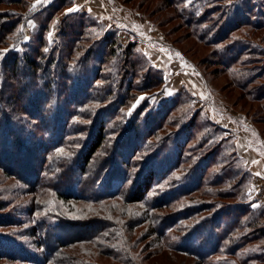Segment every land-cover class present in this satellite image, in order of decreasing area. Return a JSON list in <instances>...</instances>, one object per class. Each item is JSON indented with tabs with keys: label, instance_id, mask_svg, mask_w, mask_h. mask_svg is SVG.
Returning <instances> with one entry per match:
<instances>
[{
	"label": "trees",
	"instance_id": "trees-1",
	"mask_svg": "<svg viewBox=\"0 0 264 264\" xmlns=\"http://www.w3.org/2000/svg\"><path fill=\"white\" fill-rule=\"evenodd\" d=\"M36 1L0 0V169L23 184L10 191L29 195L22 234L34 239L29 247L0 233V259L142 264L130 231L147 224L166 248L201 264L264 263V210L234 209L247 201V168L211 120L216 130L198 136L201 111L187 117L181 108L188 89L146 112L139 94L166 80L148 55L95 17L69 12L74 0ZM160 2L193 39L185 50L173 45L208 97L207 74L192 58L198 44L240 91L235 101L256 103L264 122V0ZM222 199L234 205L226 220ZM14 215L0 212V227L20 222Z\"/></svg>",
	"mask_w": 264,
	"mask_h": 264
},
{
	"label": "rangeland",
	"instance_id": "rangeland-1",
	"mask_svg": "<svg viewBox=\"0 0 264 264\" xmlns=\"http://www.w3.org/2000/svg\"><path fill=\"white\" fill-rule=\"evenodd\" d=\"M42 1L44 0H39V2ZM39 2L36 1V4ZM159 5L161 6L160 0H74L73 6L71 7L79 12L87 13L95 17L106 28L116 29L122 45L133 41L138 48L143 50L144 47L146 50H150L158 58L157 65L154 63L158 68L165 67L166 59L176 63L177 67L186 58L183 57L180 50L173 44L185 50L190 46L193 39H183L184 29L177 26L176 19L170 18V11L168 9H159ZM63 14L64 12L60 13V15ZM27 24L29 25L27 27L28 33L33 26V22L29 20ZM55 33L56 27L52 26L49 32L51 35L48 34L50 41L54 39ZM139 35L144 39L139 37ZM145 39L148 40L145 41ZM209 49H204L198 44L195 52L193 51L192 58L195 62L200 63L201 69L206 72L212 94L205 99L201 77L197 73L200 77V83L198 82L199 84H196L190 80L194 89L188 88V91H185L184 98L187 103L181 105V108L187 109L186 114H188L185 115L187 117L191 116L195 109L201 111L199 114L200 120L196 124L203 122L204 125L196 128L198 133L195 132V134L197 133L198 136L201 137L206 131L216 130L212 125H216L220 130L222 129L218 131L217 138L223 137L227 139L225 146L227 145L231 150L235 151L238 156V162L240 161L243 167L247 168L248 177L243 184L244 188H246L247 201H245V204H240V207L234 208L231 201L224 199L220 200L217 204V209H222L220 210V217L226 220V217H229L234 209L236 211H241V209L251 210V208L256 211L264 210V122L260 121V116L256 113V103L235 101L240 91L232 87L230 83H226V76L222 73L221 69L216 68L206 58L208 57L207 53ZM93 60L95 61L94 57ZM189 65L193 68L191 63ZM189 65L188 67L191 69ZM161 70L163 71V69ZM163 74L165 76L166 72ZM168 77L170 78V72ZM80 85L81 83L78 86ZM165 89L164 82L152 94L149 92H141L139 94V97L143 98L142 100H147L146 104L148 106L145 110L146 112L153 111L160 106L166 96ZM194 90L198 92V96L193 94L195 92ZM78 93L80 94L79 91ZM139 97L134 106L140 102ZM186 119L182 118L181 120L183 122ZM210 120L212 125L209 122ZM194 140L196 141L194 138L189 144H192ZM172 151L175 150L173 149ZM159 163V161L156 163V169ZM14 183L16 186L23 185L15 177H7L4 171L0 169V189L8 190L7 193L0 194V202L4 203L0 212L6 214L12 211L15 215L9 219H20V222L17 221V223L11 222L10 225H1L0 233L8 237L15 236L23 245L30 247L34 245V239L31 236L22 234L24 229L29 226V217L24 213V207L21 204V201L28 198L29 195L18 196L14 191H10ZM11 197L13 200H11ZM131 205L138 210L143 209L139 204L132 203ZM215 209L216 207L211 212ZM229 209L230 212H228ZM250 214L249 212L243 213L241 216L246 217ZM262 217L264 220V215ZM51 220L53 221V219ZM146 226L147 224H142L130 231L137 253H139L140 257H144V260L141 261L142 264H201L197 258L186 254L183 250L166 248L162 242L157 241L154 234ZM50 227H53V225H50ZM203 234L207 235V229L204 230ZM258 243L264 244V239ZM81 246L79 245V248L77 247L73 252L81 254ZM34 251L38 253V249ZM0 264L26 263L0 259ZM253 264H258V262H254Z\"/></svg>",
	"mask_w": 264,
	"mask_h": 264
},
{
	"label": "crops",
	"instance_id": "crops-1",
	"mask_svg": "<svg viewBox=\"0 0 264 264\" xmlns=\"http://www.w3.org/2000/svg\"><path fill=\"white\" fill-rule=\"evenodd\" d=\"M143 51L148 55V57L153 61V63H155L157 65L158 63V58L157 56L154 54V53H151L150 50H146L144 47H143ZM189 61L186 59L184 62H181L180 63V66L177 65L176 67V63H174L173 61L171 60H168L166 59L165 60V64H164V68H161L163 69V72L165 73L166 72V75H165V91H166V96H165V99H170L172 97H174L175 95L181 93L184 89H188V88H192V85H191V82L190 80H192V82L194 83H200V77L197 75V71H195L190 65H189ZM188 65L191 67V69H189ZM170 72V78L168 77V74ZM199 74V73H198ZM172 75V76H171ZM187 78V79H185ZM199 78V79H198ZM198 83V84H199ZM201 83H202V87H203V92H204V95H205V99L208 97V91L206 89V85H205V82L203 80V78L201 77ZM194 95L198 96V92L196 90H194ZM168 94V95H167ZM164 99V100H165Z\"/></svg>",
	"mask_w": 264,
	"mask_h": 264
},
{
	"label": "snow or ice",
	"instance_id": "snow-or-ice-1",
	"mask_svg": "<svg viewBox=\"0 0 264 264\" xmlns=\"http://www.w3.org/2000/svg\"><path fill=\"white\" fill-rule=\"evenodd\" d=\"M37 2H39V0H37ZM33 7H35V5H33ZM75 9H69L68 11L69 12H71V11H74ZM30 11H31V9H30ZM49 35H51V34H49ZM141 99H143V98H141Z\"/></svg>",
	"mask_w": 264,
	"mask_h": 264
},
{
	"label": "built area",
	"instance_id": "built-area-1",
	"mask_svg": "<svg viewBox=\"0 0 264 264\" xmlns=\"http://www.w3.org/2000/svg\"><path fill=\"white\" fill-rule=\"evenodd\" d=\"M154 32H155V31H154ZM154 34H155V33H154ZM139 37H141V38H142V36H140V35H139ZM142 39H144V38H142ZM147 40H148V39H145V41H147Z\"/></svg>",
	"mask_w": 264,
	"mask_h": 264
}]
</instances>
